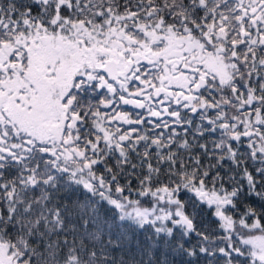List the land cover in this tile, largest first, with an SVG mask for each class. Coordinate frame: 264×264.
<instances>
[{
	"label": "snow or ice",
	"instance_id": "obj_1",
	"mask_svg": "<svg viewBox=\"0 0 264 264\" xmlns=\"http://www.w3.org/2000/svg\"><path fill=\"white\" fill-rule=\"evenodd\" d=\"M0 264H264V0H0Z\"/></svg>",
	"mask_w": 264,
	"mask_h": 264
},
{
	"label": "flooded vegetation",
	"instance_id": "obj_2",
	"mask_svg": "<svg viewBox=\"0 0 264 264\" xmlns=\"http://www.w3.org/2000/svg\"><path fill=\"white\" fill-rule=\"evenodd\" d=\"M128 109H129V110H132V109L130 108V106H128Z\"/></svg>",
	"mask_w": 264,
	"mask_h": 264
}]
</instances>
